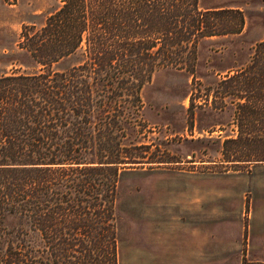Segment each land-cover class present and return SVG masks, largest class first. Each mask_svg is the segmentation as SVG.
Listing matches in <instances>:
<instances>
[{"label": "trees", "instance_id": "trees-1", "mask_svg": "<svg viewBox=\"0 0 264 264\" xmlns=\"http://www.w3.org/2000/svg\"><path fill=\"white\" fill-rule=\"evenodd\" d=\"M243 25L239 9L197 0H60L23 25L17 47L38 70L0 76V264H116L119 170L171 162L143 140L141 87L159 68L192 72L200 40ZM240 139L222 141L221 161L264 162V137L227 153Z\"/></svg>", "mask_w": 264, "mask_h": 264}, {"label": "rangeland", "instance_id": "rangeland-1", "mask_svg": "<svg viewBox=\"0 0 264 264\" xmlns=\"http://www.w3.org/2000/svg\"><path fill=\"white\" fill-rule=\"evenodd\" d=\"M59 4L0 0V76L37 72L17 47L18 35L23 25L39 26ZM197 6L237 8L244 25L239 34L200 40L192 72L159 68L141 87L143 140L171 162L119 170L116 264H264V250L246 243L247 206L238 211L250 176L233 170L252 163L221 161L220 153L225 139L241 138L239 146L227 144L234 155L236 148L255 151L253 140L264 137V46L257 45L264 39V0H197ZM78 58L76 53L53 68L67 69Z\"/></svg>", "mask_w": 264, "mask_h": 264}, {"label": "crops", "instance_id": "crops-1", "mask_svg": "<svg viewBox=\"0 0 264 264\" xmlns=\"http://www.w3.org/2000/svg\"><path fill=\"white\" fill-rule=\"evenodd\" d=\"M238 174L250 176V181L246 183L241 193L239 203V213L246 211V243L255 249L264 250V163H252ZM214 216L219 213L212 212ZM176 250V255H178ZM177 264V263H176Z\"/></svg>", "mask_w": 264, "mask_h": 264}]
</instances>
